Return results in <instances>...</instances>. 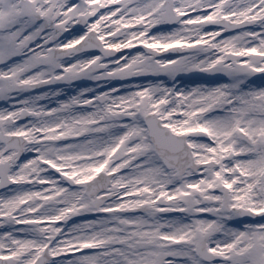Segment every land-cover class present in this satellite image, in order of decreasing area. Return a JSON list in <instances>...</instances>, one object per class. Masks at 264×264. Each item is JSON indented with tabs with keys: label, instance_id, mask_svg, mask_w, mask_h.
Instances as JSON below:
<instances>
[{
	"label": "snow or ice",
	"instance_id": "1",
	"mask_svg": "<svg viewBox=\"0 0 264 264\" xmlns=\"http://www.w3.org/2000/svg\"><path fill=\"white\" fill-rule=\"evenodd\" d=\"M0 102V264H264V0H0Z\"/></svg>",
	"mask_w": 264,
	"mask_h": 264
},
{
	"label": "rangeland",
	"instance_id": "2",
	"mask_svg": "<svg viewBox=\"0 0 264 264\" xmlns=\"http://www.w3.org/2000/svg\"><path fill=\"white\" fill-rule=\"evenodd\" d=\"M206 27H208V30L209 31H211V30H213L212 28H211V26H206ZM121 31H123V29H121ZM140 45L139 44H136V47L137 48H140L139 47ZM125 52H124V54L126 55L127 54V52L129 51V50H124ZM176 58V57H175ZM175 58H173V59H175ZM258 75V74H257ZM140 82H145L146 83V81H140ZM5 107V106H4ZM0 108H1V106H0ZM57 223V226H61L62 228L64 227V222H56ZM72 223H77V219L75 218V217H70L69 218V220L67 221V225L68 226H71V224ZM61 255H63L64 257H66L67 259H72L73 257H74V255H78V253H72V252H68V253H61ZM71 255V257H67V256H70Z\"/></svg>",
	"mask_w": 264,
	"mask_h": 264
},
{
	"label": "bare ground",
	"instance_id": "3",
	"mask_svg": "<svg viewBox=\"0 0 264 264\" xmlns=\"http://www.w3.org/2000/svg\"><path fill=\"white\" fill-rule=\"evenodd\" d=\"M79 221L77 220V223H78ZM67 257H71V255L70 256H67Z\"/></svg>",
	"mask_w": 264,
	"mask_h": 264
},
{
	"label": "water",
	"instance_id": "4",
	"mask_svg": "<svg viewBox=\"0 0 264 264\" xmlns=\"http://www.w3.org/2000/svg\"><path fill=\"white\" fill-rule=\"evenodd\" d=\"M116 54H118V53H116Z\"/></svg>",
	"mask_w": 264,
	"mask_h": 264
}]
</instances>
